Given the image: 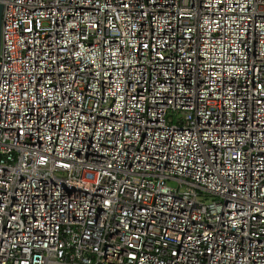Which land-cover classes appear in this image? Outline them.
<instances>
[{
  "label": "built area",
  "instance_id": "built-area-1",
  "mask_svg": "<svg viewBox=\"0 0 264 264\" xmlns=\"http://www.w3.org/2000/svg\"><path fill=\"white\" fill-rule=\"evenodd\" d=\"M2 2L0 264H264V0Z\"/></svg>",
  "mask_w": 264,
  "mask_h": 264
},
{
  "label": "water",
  "instance_id": "water-1",
  "mask_svg": "<svg viewBox=\"0 0 264 264\" xmlns=\"http://www.w3.org/2000/svg\"><path fill=\"white\" fill-rule=\"evenodd\" d=\"M3 0H0V37H1V22H2V12H3Z\"/></svg>",
  "mask_w": 264,
  "mask_h": 264
},
{
  "label": "rangeland",
  "instance_id": "rangeland-1",
  "mask_svg": "<svg viewBox=\"0 0 264 264\" xmlns=\"http://www.w3.org/2000/svg\"><path fill=\"white\" fill-rule=\"evenodd\" d=\"M169 184H170V185H174V183H172V182H169Z\"/></svg>",
  "mask_w": 264,
  "mask_h": 264
}]
</instances>
